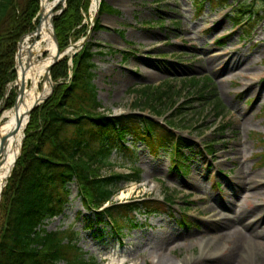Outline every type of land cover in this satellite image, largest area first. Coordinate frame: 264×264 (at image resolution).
<instances>
[{
    "label": "rangeland",
    "instance_id": "obj_1",
    "mask_svg": "<svg viewBox=\"0 0 264 264\" xmlns=\"http://www.w3.org/2000/svg\"><path fill=\"white\" fill-rule=\"evenodd\" d=\"M102 1L117 12L98 14L96 20L104 27L89 33L94 42L111 49L93 58V82L101 111L113 115L148 111L143 106L134 107L144 98L134 89L171 83L172 93L160 104L161 113L167 111L164 117L169 120L177 118L178 125L185 120L179 134L199 147L203 142L212 143L213 153L202 157L195 144L184 147L185 172L181 173L170 168L169 150L153 156L138 140L134 162L115 151L110 157L112 167L101 173L139 168L140 181L122 183L114 201L171 196L174 201L168 214L141 212L137 227L128 226L118 236L107 221L98 222L83 207L73 182L68 185L63 213L46 219L44 226L50 231H71L78 253L95 264H164L167 258L171 264H197L202 245H208L212 252L233 243V237H227L230 229L210 231L219 219L232 218L231 230L244 231L242 225L250 216L240 221L246 213L252 209L264 214V19L254 20L252 31L245 36L241 30L246 23L233 25L230 10L218 0H204L200 11L193 0ZM91 5L92 0L87 22L94 14ZM219 39L222 42L218 44ZM74 51L70 45L65 49L66 54ZM203 75L213 82L223 105L217 117L211 103L214 97L195 100L182 83L183 78ZM171 100L185 105L179 117L169 116ZM154 104L159 106V101ZM8 110L0 109V120ZM238 175L244 178L243 185ZM194 180L197 185L192 186ZM231 192L236 193L233 200L228 198ZM184 216L189 225L181 223ZM263 219L258 228L262 234L257 237L262 241ZM3 224L0 212V227ZM173 232L174 240L163 247L155 245L157 239ZM255 264H264V259L257 257Z\"/></svg>",
    "mask_w": 264,
    "mask_h": 264
},
{
    "label": "trees",
    "instance_id": "obj_2",
    "mask_svg": "<svg viewBox=\"0 0 264 264\" xmlns=\"http://www.w3.org/2000/svg\"><path fill=\"white\" fill-rule=\"evenodd\" d=\"M65 1L62 13L53 18L60 49L85 36L88 28L87 23L83 22V14L87 12L90 0ZM203 1L193 0L198 11ZM218 1L223 6L228 2ZM254 3L251 6L246 0H232L234 6L230 15L234 25H239L243 14L248 15L249 22L241 30L243 35L250 34L254 19L264 18V0H255ZM39 6V0H0L2 111L12 108L15 103L16 90H6L16 76V46L21 36L36 26ZM114 11L104 2L101 5L100 13ZM161 22L164 24L165 21ZM95 28H99L98 22ZM221 42L217 40V43ZM102 50L104 48L90 39L72 55L71 66L68 63L69 56L51 66L54 89L31 110L21 151L3 187L0 199L4 222L0 227V264H59L60 261L88 264L78 253L71 231H50L44 226L46 219L63 213V202L69 193L68 185L73 182L78 186L77 193L81 196L83 207L90 210L98 222L107 221L117 230L123 226H136L137 215L141 212L151 215L169 209L166 204L151 199L126 203L113 201L122 183L139 181V168L133 167L132 173L127 174L101 173L106 167H112L110 157L115 151L124 159L134 162L135 143L138 140L144 142L153 156L169 150L170 159L179 167L185 164L184 147L192 144L151 117L130 113L111 116L109 112L101 111V102L93 82L96 67L93 57ZM69 74L71 78L67 82ZM182 83L195 96V100L206 101L214 97L211 100L212 108L216 109V115L220 114L223 106L208 76H190L183 78ZM164 85L153 88L145 85L134 89V92L144 97L142 103L134 104L147 106L156 115L161 114L162 105L156 106L154 103H164L172 93L171 83L166 87ZM184 106L171 116L179 117ZM177 120L174 118L169 123L174 126ZM184 122L180 121L179 127ZM207 147L213 152V144Z\"/></svg>",
    "mask_w": 264,
    "mask_h": 264
},
{
    "label": "bare ground",
    "instance_id": "obj_3",
    "mask_svg": "<svg viewBox=\"0 0 264 264\" xmlns=\"http://www.w3.org/2000/svg\"><path fill=\"white\" fill-rule=\"evenodd\" d=\"M43 18L41 19L40 31L27 36L23 39L19 49L21 64L18 68V79L25 80V92L20 98V103L17 109H10L5 113V116L0 120V158L3 162L0 163V192L6 182V177L12 169L14 160L17 158V153L21 146L23 130L26 126L28 118V110L34 102L43 95H46L49 89V81L44 78L48 64L56 55L57 49L52 37V27L54 24L51 19L52 8L54 4H58L59 0H41ZM96 0L92 1L91 10L96 8ZM18 49V48H17ZM16 49V51H17ZM238 63V62H237ZM19 119V126L16 121ZM5 139V147L1 148V140ZM240 184L245 183L244 178L237 176ZM192 186L197 185V180L190 183ZM243 185V184H242ZM253 188H258L257 184L252 185ZM236 193L231 192L228 198L233 200ZM257 211V210H256ZM250 216V218H249ZM252 216V217H251ZM249 218L248 222L243 223L242 230H231L232 218H222L217 221V224L210 226V231L225 232L228 231V236L233 237L232 245L229 248H216L214 251H209V246L202 245L200 250L201 259L197 264H255L257 257L264 259V241L258 239L262 232L258 231L264 214L258 211L250 210L246 213L242 220ZM264 220V219H263ZM263 229V228H261ZM175 234L169 233L163 238L156 241V246L163 247L170 240H174ZM181 237V236H178ZM129 251V250H127ZM164 264H171L169 259H165Z\"/></svg>",
    "mask_w": 264,
    "mask_h": 264
},
{
    "label": "water",
    "instance_id": "obj_4",
    "mask_svg": "<svg viewBox=\"0 0 264 264\" xmlns=\"http://www.w3.org/2000/svg\"><path fill=\"white\" fill-rule=\"evenodd\" d=\"M65 0H59V3H62V5H63V7H64V4H65ZM97 6H98V4H99V0H97ZM58 4H54V6H53V8H52V14H51V19H50V22L52 21V19H53V17L56 15V14H58V13H60V11H62V9H63V7L60 9V10H54L55 9V7L57 6ZM42 10H43V8H42V6H40V9H39V11H38V13H39V19H38V25L36 26V28L34 29V31H32V32H30L29 34L30 35H32V34H36V33H38L39 31H40V26H41V24H40V22H41V19L43 18V13H42ZM94 19L95 18H93L92 19V21H93V23H94ZM92 23V24H93ZM52 37H53V41H54V43H55V45H56V47H57V52H56V55L53 57V59H52V61L48 64V68H47V70H46V74H45V76H44V78L45 79H47L48 81H49V91L47 92V94L46 95H44V96H42L40 99H37V101L31 106V108L28 110V113H27V115H28V117H29V115H30V113H31V109L33 108V107H35V106H37V104H39L40 102H42L46 97H47V95H49L50 94V92L53 90L52 89V87H53V81H52V79L50 78V70H51V66L54 64V63H56L57 62V60L58 59H60V58H62V56H64L63 54V50L61 51L60 49H59V46L57 45V38H56V34H54V27H52ZM86 40H88V36H86L83 40H81V41H79L78 43H74L73 44V47H78V46H82L83 45V43L86 41ZM23 42V37L19 40V42H18V44H17V47H18V49H17V51H16V54H15V58H16V66H19L20 64H21V57H20V52H19V49H20V47H21V43ZM17 79V84H18V93H17V96H16V98H15V105H14V109H17L18 108V105H19V103L21 102L20 101V98L24 95V92H25V80H23L22 78L21 79H18V77L16 78ZM16 123H17V126H19V119L16 121ZM5 139L4 138H2V140H1V148L2 149H4V147H5ZM21 148V147H20ZM19 152H20V149H19ZM16 161V159L14 160V162ZM1 162H3V159H1L0 158V163ZM14 162H13V164H14ZM13 166V165H12ZM13 168V167H12ZM12 170V169H11ZM11 172V171H10ZM10 172L8 173V175L10 174Z\"/></svg>",
    "mask_w": 264,
    "mask_h": 264
}]
</instances>
